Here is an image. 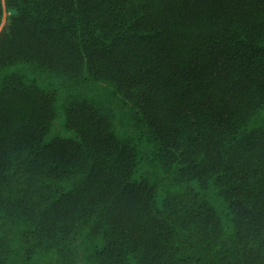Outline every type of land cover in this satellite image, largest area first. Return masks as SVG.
Instances as JSON below:
<instances>
[{"label":"trees","instance_id":"obj_1","mask_svg":"<svg viewBox=\"0 0 264 264\" xmlns=\"http://www.w3.org/2000/svg\"><path fill=\"white\" fill-rule=\"evenodd\" d=\"M5 14L0 264H264V0Z\"/></svg>","mask_w":264,"mask_h":264},{"label":"rangeland","instance_id":"obj_2","mask_svg":"<svg viewBox=\"0 0 264 264\" xmlns=\"http://www.w3.org/2000/svg\"><path fill=\"white\" fill-rule=\"evenodd\" d=\"M6 17H7V14H5V16H4L3 24H2V26L0 28V34L2 33L3 27L6 24ZM59 135H61L62 137H65V138L72 137V133L66 132L64 130H60Z\"/></svg>","mask_w":264,"mask_h":264},{"label":"water","instance_id":"obj_3","mask_svg":"<svg viewBox=\"0 0 264 264\" xmlns=\"http://www.w3.org/2000/svg\"><path fill=\"white\" fill-rule=\"evenodd\" d=\"M11 16L12 15H16L17 14V12H16V10H10V13H9Z\"/></svg>","mask_w":264,"mask_h":264}]
</instances>
